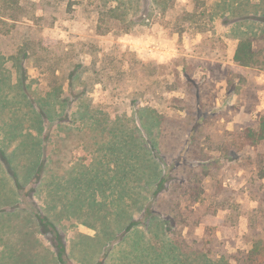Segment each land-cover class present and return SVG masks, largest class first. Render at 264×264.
Masks as SVG:
<instances>
[{"label": "rangeland", "instance_id": "374dc122", "mask_svg": "<svg viewBox=\"0 0 264 264\" xmlns=\"http://www.w3.org/2000/svg\"><path fill=\"white\" fill-rule=\"evenodd\" d=\"M173 1L176 10L149 27L100 34L94 0H0V264H103L105 256V264H136L139 242L160 249L159 221L150 216L165 219L178 199L187 220L182 234L208 257L236 263L233 256L255 243L264 251V142L238 150L236 134L264 113V25H256L254 41L262 64L241 66L230 20L211 19L215 0ZM127 2L129 17L139 16L131 7L138 0ZM192 8L196 14H182ZM82 49L98 65L108 52L117 64L111 74L127 71L122 82L117 73L106 86L90 79L78 99L68 94L59 74L66 52ZM127 49L152 64L139 67L152 80L130 78ZM136 106L170 120L155 125ZM141 117L155 141L137 159L130 136L124 143L113 136ZM195 121L204 159L188 154L184 165L202 179V200L192 204L178 186L155 208L151 182L176 166L173 153L187 149Z\"/></svg>", "mask_w": 264, "mask_h": 264}, {"label": "trees", "instance_id": "16d2710c", "mask_svg": "<svg viewBox=\"0 0 264 264\" xmlns=\"http://www.w3.org/2000/svg\"><path fill=\"white\" fill-rule=\"evenodd\" d=\"M96 2L95 9L99 14V22H98V33L107 34L112 33V31L118 28L117 25H122L121 28L123 32H131L137 27L144 28L145 26H150L152 21L155 18H165L169 14L170 10L175 9V3L173 0H138L134 5V0H130L131 7H134L140 11L139 16L129 17V13L125 12L126 6L128 4V0H94ZM214 10H211V19L216 18L217 16L224 17L226 20H230V24H232L234 32H236V38H238V44L234 54V61L241 66H259L262 64L261 57L259 55L258 50L255 47V36L257 35L258 29L256 25L260 24L264 25V0H215ZM185 8V7H183ZM183 8H179L178 10H183ZM187 9V8H186ZM177 10V11H178ZM179 11V13H180ZM213 11V12H212ZM187 12V13H186ZM179 13L175 15L174 25L177 23L178 29L177 31L182 32L183 30L179 24ZM182 14H196V9H188ZM116 27V28H115ZM82 45H85V41L78 42ZM115 48H111L114 50ZM110 51V50H109ZM28 53L27 48L24 49L25 55ZM66 68L61 72V76L64 77L65 83L69 86L67 92L71 93L75 99L80 98L83 93H85V89H87L89 85L90 79L93 84H103V86L108 85L110 83L108 80H111L117 73H120L119 80L122 82V74L126 75V70H118L114 76L111 74L117 64H113L110 62L108 58H110V54L108 52H103L99 65L96 60L88 63L85 58L86 50L82 49L80 54L75 53L73 50L66 52ZM90 53V52H89ZM92 55V54H91ZM130 56L126 58L127 66L130 67V70L133 73H130V78L138 75L140 80L143 83H147L154 78V75H150L146 73V70H142L139 67L149 66L142 60H140L136 53L127 49L123 52V58L125 56ZM21 58L12 56L13 63H19ZM63 59V54L59 55L58 53L55 55V61L58 62ZM152 65V64H151ZM58 67V66H57ZM55 67L53 69L54 75L56 78L59 77L56 74V71L60 68ZM93 67V69H92ZM153 69L156 70L159 68L157 63H154L152 66ZM62 69V68H61ZM115 79V78H114ZM79 87V88H78ZM28 88V87H27ZM58 89V86H57ZM63 88L59 87V91ZM25 91L27 89H24ZM174 88L168 89L169 92L174 91ZM166 91V92H168ZM147 92V91H146ZM148 95H151L149 92ZM60 95L58 94V97ZM132 100L135 102L138 98L133 97ZM67 101V100H66ZM65 102V101H64ZM140 103H138L139 105ZM142 106H136L135 111L139 114L145 110L146 112H142L141 115L152 114L153 122L156 125L161 123L168 118L166 113H161L156 109H152L150 112V107H146V109H142ZM159 113V114H158ZM62 119V118H60ZM57 121L58 123L61 120ZM143 117L137 120L136 124L127 132L124 130H116L113 138L119 139L120 142L126 140L129 136L130 140H134L135 148H137L135 152V157L137 159L143 155V151L148 149L149 144L154 143L155 139L151 138L152 133L148 130L146 119L142 122ZM74 122V120H73ZM106 125V123H104ZM147 125V126H146ZM196 121L192 123V134L189 146H186L187 149H181L176 154L173 153V157L175 160L176 166H181L183 163L182 169L172 168L169 171V174H164V172H159L156 163V159H153L154 165L152 169L158 170L155 174L152 183L154 187L153 196H154V207L159 208L161 206L160 197L165 191L171 192L172 190H178V186L182 189L178 190L179 193L183 197H186L192 204H198L201 198V192H203L202 179L198 177V174L195 171V167L191 168L187 165H184L188 160V154L195 155L197 160H203L204 150L198 147V142L196 140V136L198 135V130ZM109 131L106 130V133ZM125 133V134H124ZM237 137L241 140L242 144L238 145L239 149L246 146H257L264 142V113L260 115L259 121L256 127L247 126L242 128L241 130L236 131ZM124 143V142H123ZM127 144L121 145L125 147ZM235 144H233L234 146ZM236 150V151H238ZM197 155V156H196ZM120 156V154H119ZM123 160H126L127 154L123 153ZM153 158V156H152ZM140 162V160H139ZM137 167H140L137 166ZM179 200V199H178ZM174 204V206L170 207L168 216L159 218L157 216H150V223L154 220H158L159 222L156 224L158 232L155 233L154 237L159 241L158 245H160V249H156V244H152L151 241L145 240L143 243L137 244L135 247L138 249V254L136 258L132 262H136V264H264V251L260 243H255L252 248L243 250L238 252L233 256L236 263L231 262L229 259H225L224 256H221L219 259H215L212 257H208L207 253L199 248H194V244L196 245V239H189L185 235L182 234V227L186 225V217L182 215V211H180V200ZM150 223L147 224L150 229ZM136 224V223H135ZM178 224H182L178 227ZM171 238H170V236ZM174 237L178 239V241H174ZM140 239H143V236H139ZM198 245V244H197ZM155 253V254H154ZM138 255V256H137ZM106 257L102 260V263H106ZM140 257V258H139ZM139 259V262L136 261Z\"/></svg>", "mask_w": 264, "mask_h": 264}]
</instances>
